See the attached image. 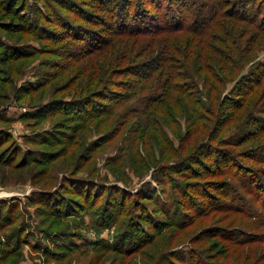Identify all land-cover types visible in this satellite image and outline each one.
<instances>
[{
    "label": "rangeland",
    "instance_id": "374dc122",
    "mask_svg": "<svg viewBox=\"0 0 264 264\" xmlns=\"http://www.w3.org/2000/svg\"><path fill=\"white\" fill-rule=\"evenodd\" d=\"M122 1L0 0V264H264V31L119 35ZM156 56L186 76L127 74Z\"/></svg>",
    "mask_w": 264,
    "mask_h": 264
},
{
    "label": "trees",
    "instance_id": "16d2710c",
    "mask_svg": "<svg viewBox=\"0 0 264 264\" xmlns=\"http://www.w3.org/2000/svg\"><path fill=\"white\" fill-rule=\"evenodd\" d=\"M134 1L138 3L132 6L134 4ZM197 1L199 5L191 9V12L195 10L194 12H197V15L195 17H191L193 13L189 15V6H187V3H189L190 0H188L186 5L185 1L183 0H123V5H121V9L119 12L122 23H119V26L116 29L117 31L115 32L119 35L130 34L138 36H154L161 34V32L188 31L195 35H206L212 30L214 24H216L214 23V20H217V17H222L221 15L223 13L221 12V8L226 7V1ZM147 2H150L153 7L147 6ZM243 2L244 0H240V2H238L240 4H236L238 6V9L234 13L233 18L241 21L254 20L252 23L257 24L258 26L253 25L252 27H254L255 29L257 28V30L259 31H264L262 27H259L258 16L255 15V17L251 19H245L247 17L246 14L249 9L246 4H242ZM171 3H174V5ZM153 8L162 9L157 12ZM132 11V15H134L133 17L131 16ZM237 13H239L240 15H238ZM241 15L243 17H240ZM197 16L199 17L197 18ZM211 16L212 19H214L212 23L208 21L209 17ZM114 24H117V21L116 23H112V25L109 27L111 30H113ZM230 28L233 29L232 27ZM112 34L114 33L112 32ZM88 36L89 37L86 39L85 44L90 46L89 51L92 52L94 48L100 49L101 46L99 48L97 47L99 45L100 38L94 37L96 36V33H89ZM162 54H164V52L158 53L157 55ZM190 61L191 59H189V62ZM182 64H184V66L186 65L185 63ZM184 66L181 65V62H175L171 56H169L168 58L156 56L144 63L142 62L138 65H135V68H132L131 72L127 70V74L132 73L136 77V82L140 83L141 81L152 79L157 72L163 70V68H166L165 83L168 84V81L175 79V77H181V74L182 77L186 76L185 71L181 70ZM256 75L257 77L255 76V81H257V84H260L262 79L264 78V63L259 67ZM133 85L134 84H130L129 86H126L127 90L132 88ZM169 88L171 92L178 90V87L176 89L174 85H171V87ZM95 112L97 111L95 110ZM254 176L257 178L256 175Z\"/></svg>",
    "mask_w": 264,
    "mask_h": 264
}]
</instances>
